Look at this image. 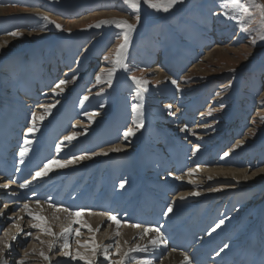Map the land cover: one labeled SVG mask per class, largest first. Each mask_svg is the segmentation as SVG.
Segmentation results:
<instances>
[{
  "label": "rangeland",
  "instance_id": "obj_1",
  "mask_svg": "<svg viewBox=\"0 0 264 264\" xmlns=\"http://www.w3.org/2000/svg\"><path fill=\"white\" fill-rule=\"evenodd\" d=\"M221 3L222 0H184L183 4H178L168 13L142 6L141 23L138 25L140 28L133 33L129 47L127 62L131 70L118 71L109 88L106 84L97 85L95 75L111 67L104 56L111 58L114 55L115 47L122 39L118 38L120 30L114 26L101 29H88L86 26L111 18L127 19L135 23L134 13L124 5L123 0H0V8L8 13H0V38L12 37L7 33L14 30L24 33L23 36L12 37L14 41L0 49V103L8 104L12 98H17L21 93L18 92L21 91L19 88L27 80H32L36 84V91L46 88L42 92L47 91V94L46 97L44 93L40 95L37 98L39 103L35 106L32 102L20 100L22 105H29V110L42 112L37 106L46 104L48 99H52L51 103L59 100L58 106H61L72 100V97L75 98V103L71 102L72 106H65L76 111L68 123L71 126L69 131L83 133L87 128V133L81 135L85 152L93 149L95 142L99 143L98 136L101 133L108 136L109 141L106 146L101 145L99 148L121 144L130 152L140 150V158L146 156L144 148H150L151 151L160 146L158 148L165 153L167 151L161 145L169 137L167 135L178 140L187 138L182 135L183 131L180 132L187 125L186 131L195 133L196 137V140L187 141L193 140L194 144H200L198 139L204 137L207 145H203L202 150L206 153L205 157L213 158L211 162L221 161L219 159L223 153L229 152L230 158L238 162L264 164V122L261 121V116H264V104L261 103L264 99V42L257 41L253 45L251 37L241 32L235 21L221 15L224 10L220 7ZM37 13L47 15L62 24L63 28H71L73 31H59L50 25L45 32H33L32 29L42 23ZM77 22L79 24L73 27V23ZM216 48L221 55L213 53L211 58L206 57L207 52L203 53L204 50L212 51ZM196 64L201 65L200 70H192ZM160 67L164 79L157 80L155 74ZM230 69H235V72ZM73 75H78V79L73 81ZM130 75L148 81V91L142 100L133 99L137 86ZM60 79L68 80V84L64 93L56 96L52 88ZM172 79L178 82L179 90L171 83ZM230 81L232 86L227 87ZM101 87L104 92L97 95ZM217 92L223 94L217 96ZM85 95L90 97L89 100L83 106H77L76 102L80 103V98ZM29 99L27 97L25 100ZM137 102L144 105V126L126 142L123 132L126 127L132 126L134 113L131 105ZM166 103L170 107L165 106ZM100 104L105 107L100 108ZM221 104L225 106L222 109ZM210 109L216 110L211 116L207 115ZM93 111L98 115L94 118L95 122L90 123L83 113ZM173 112L175 115H172ZM179 117L180 120H177ZM73 125H76V129H73ZM204 125L212 127L202 129ZM252 129H255V135L250 134ZM200 130L205 131L203 135ZM240 140H245V143L234 148ZM137 152L133 153L136 157L133 156L132 160L138 159ZM112 157L109 158V164L97 169L105 181L111 173L115 157L122 159L124 154ZM140 161L143 167L140 176L147 171L149 174L153 172L147 168L146 161ZM135 170H128V173H133L131 177L137 181L140 177ZM93 173L95 171L89 174V181L83 183L84 187L92 183ZM146 184L155 187L157 183L154 180ZM253 185L242 184L240 188L225 189L214 198L205 197V204L198 207L202 208L201 222L208 218L206 213L211 212L207 211L209 207L222 205V212L227 211L232 218L242 217L241 229L235 236V239H242L264 207V182ZM99 190L104 191L103 187ZM231 205L233 207L228 209ZM195 208L189 206L188 212L193 215ZM187 217L183 215L177 224L182 225V221H188ZM26 241L23 246L16 248L27 250L28 244L32 242L31 236ZM57 249L55 253L59 252ZM12 256L14 264H17L15 260L18 257L17 262L25 258L22 254ZM30 257L28 255L27 264H33Z\"/></svg>",
  "mask_w": 264,
  "mask_h": 264
},
{
  "label": "bare ground",
  "instance_id": "obj_2",
  "mask_svg": "<svg viewBox=\"0 0 264 264\" xmlns=\"http://www.w3.org/2000/svg\"><path fill=\"white\" fill-rule=\"evenodd\" d=\"M0 13L2 15L8 14L6 11H4L1 8H0ZM78 24H79V22L73 23L72 26L74 27ZM138 28H140V27L138 26L137 29ZM50 35H55V33H50ZM29 36H30V34H29ZM4 41H7L8 42L7 44H9V43L14 41V38L3 36L2 38H0V44H3ZM0 49H2V48H0ZM206 52L208 53L206 55V57L212 58L213 53L221 55L220 50L217 48L212 50V51H207V50L203 51V53H206ZM200 66H201L200 64H196L192 67V70H195V69L200 70ZM65 69H67V67ZM163 77H164V75L162 74L161 67L157 68L156 74H155V79H157V80L164 79ZM15 88H14V90H15ZM45 89L46 88H43V89L41 88L38 92V91H36V84L32 83V80L31 81L27 80V82L19 88V90H21V91H18V92H21V93H20V95L18 94V96H16L17 98H12L10 103H8V104L6 103L7 105L0 103V135H2L3 139L5 140V146L7 145L8 147H11L12 146L11 141H15V140L18 141V144L20 147L23 146V142L20 141V137H19L20 133L18 131H15V130H18L21 128H27V126L29 124L31 112L37 111V110L36 109L35 110H29L30 109L29 105H26V104L22 105V103H20V100L23 99L24 102H32L34 104L35 100L38 97H40V95H42L44 93V92H42V90H45ZM46 92L44 93V96H45V94H47ZM25 94H27V95L30 94L33 96H30V95L25 96ZM27 97L31 98V99L26 101L25 99ZM54 98H56V97H54ZM42 99H40V100H42ZM51 100L52 99H50V100L48 99L46 104H52L50 102ZM74 100H75V98L72 97V100H70L68 102L66 101L65 103H67L69 106H72L71 102H74ZM35 103H39V101L35 102ZM67 104H65V105L62 104L61 106H58V104H57L56 107L53 108L51 114H49L46 117V120H44L42 123H40L38 125L40 130L35 134L34 137L30 136V139L33 140V143L31 145V150L27 154L28 156H32L38 150L39 145H41L44 140H45L44 142H46L44 144V149L48 150L51 148V145H52V143L50 141L54 140L55 135L66 136L72 132V130L69 131V127L71 129V126L68 123H69V121L72 120V117L75 115L76 111L75 112L71 111L70 107L65 108V106ZM76 105L81 107V104L79 102H76ZM165 106H170V104L166 103ZM37 107H39V106H37ZM75 108H77V107H75ZM42 111H43V109H42ZM57 111H59V113H57ZM54 113H56V114H54ZM178 119L180 120V117L177 118V120ZM71 125H72V123H71ZM203 128H205V127L203 126L202 129ZM180 132H182V131H180ZM199 132H200V134L203 135V133L205 131L200 130ZM192 133L193 132H191V131H186V130L183 131L182 135L187 137V138H183V139H179V140L177 138H175L174 136H171L168 134L167 136H169V137L167 139L165 138V140L163 141V143L161 145V146L165 147V150L168 153L167 152L163 153V151L158 148L160 146L155 148V150H151V151H150V148H146V149L144 148L143 152L146 156L144 158H140V150H138V152L135 151V152H137V156H139L138 159H135V160H132L134 157H136L133 155V153L135 154V152L134 151L130 152V151L126 150V148H124L125 146L123 147L121 144H116V145H113L111 147L99 148L101 145L106 146V144H108L107 141H109L107 138L108 136H103L101 133H99V136H98L99 143L95 142L93 144L94 148L91 150H87L86 152H88V153L100 152L101 150H107L109 148L117 147V146L123 147L124 151L117 152V153L109 152L108 155H106V156L105 155H98V156L92 157L91 159L81 161L75 165H69L68 167H65V168H59L56 165H53L52 171H50L49 174L44 176L43 178L38 179V181L33 186H34L35 190H39L42 186H44L48 183H50L49 186L51 184H54V183L55 184L59 183L58 180L63 175L72 173V176L64 184V187L65 188H68V187H72V188L76 187L77 188L78 187V190H79L83 185V184H80L81 182H79V181H81V180L86 181L87 180V176H85V173L89 172L90 174H92V172L95 171V173H93V174H95L93 178L95 179L97 177L96 184H94V182H92L89 190L85 191L82 195H78V197L75 200L71 201V204L77 205L73 208L77 207V208L91 209L94 213L108 212V211L112 212L111 208H114L116 206H121V204H123L128 199V196L130 197L133 194H137V196H138L141 191L144 192L145 190H147V188H146L147 182L145 181L146 178L149 180L148 182L150 183L151 181H154L155 180L154 177L157 176L158 179L155 180V182L157 183L155 186H157V187L161 186L160 193L162 195H159L157 200L151 201V204L153 206V211H152V208H146L144 205L141 204L140 205V215H136V214L132 215V216L126 215L125 217H123L124 219L128 220L130 223L141 218L140 222H143L147 225H155V223H154V222H156L155 218L157 216H159L161 213V211H160L161 205H156L158 201H163V202H167V203H169L171 201V199H173L171 203H173V201H175V203L173 205L174 211L172 213H170L169 216L166 218H174L175 217L177 219L176 223L179 222V220L182 218L183 215L186 217L188 216L187 220H191V219L195 220L196 217L191 215L190 212H188V208H189V206H191V208H195L196 206L201 207L202 204H205V202H203L205 197H207L206 199L214 198V196H216L218 193H222V192L226 191L225 189L240 188V186L242 184L253 185V184H258V183L262 184V182H264V173L252 177L253 172H258L259 169L264 168V164H261L259 162L253 163V164H249L247 162L241 163L240 161L239 162L236 161L235 158H230V155L226 158H223V159H222V157H223L222 156L221 159H219L221 161L211 162V159H213V158L209 159V158L205 157L206 153L202 150V149H204L203 145H205V144L207 145L204 137L198 139L199 140L198 142L200 143L199 144L200 150L197 152V154L196 155L191 154L190 152L192 151L193 146L196 144L193 143V140L192 141L189 140V142L187 140L196 138L195 135H192ZM11 135H13V136L10 138ZM48 135H49L50 139L47 138V139L43 140V138L45 136H48ZM40 137L42 139H39ZM109 138H112V136H109ZM39 142H40V144L37 145V143H39ZM1 148H2V146H0V153H1L0 155H2L4 157L11 155L10 150L5 149V147H3L2 149ZM84 148H85V145H83L81 136H79L76 141L72 142V145H67L65 148H63V151L58 153L57 159L64 160V159H67L71 155H79V154L85 152ZM95 148H97V150H95ZM49 153L53 154L52 151ZM116 154H119V155L124 154V157H122V159H118L117 157H115L116 160H115V163L113 165V168L111 169V173H109L107 175V181H105V179H103L105 177L102 178L100 175L101 172L98 173L97 169H101L103 166H105V164L106 165L109 164L108 163L109 158H111L113 155H116ZM191 155H192V158L191 157L189 158V156H191ZM140 159H142V161H146V163H147L146 166H148L147 168L151 169V171H153L150 174H147L150 178L147 177L146 174H142L140 176V173L143 171V167L140 165L141 164ZM24 161H29V160L25 159ZM26 164L31 166V167H29V170H31V169L36 168L37 162H35V165L31 164L29 162H27ZM219 164H220V166H219ZM13 165L14 166L13 167L11 166L10 168L6 167L5 170H7V171L11 170L12 168L15 167V164H13ZM197 165L200 166L198 171H196L191 177H189L187 175V170L189 168H196ZM109 166L111 167V165H109ZM134 168H136V170ZM128 170H135V173L140 178L137 181L133 180L131 177L133 173L132 174L128 173ZM245 170H247V175L252 177L251 179H249L247 181H244L242 179L243 175L245 174ZM1 171H2V166L0 164V172ZM123 172H124V174H123V176H121ZM147 173H148V171H147ZM234 175H235L236 179L233 178ZM24 176L25 175H22V177H24ZM209 176L212 177L211 180L208 179ZM176 177H183V178L182 179H176ZM134 178H136V177H134ZM121 180L126 181L125 187L123 189L118 187ZM189 180L195 181L197 184L200 185V187H198V188L195 187L192 183H189ZM237 180H239V183H237ZM3 181H8V184H9V182H12L11 178H8V179L3 180ZM216 182L218 183V186L216 185ZM0 184H2V183H0ZM101 184L103 186H105L106 190L108 189L109 186L111 187V189H113V188L116 189L117 192L119 193V195H117V198L112 197L110 193L107 195L98 194V187ZM209 188L219 189V190L218 191H208ZM168 189H169V191H168ZM172 189H174V190H172ZM194 191H199L201 193V195H199V196L189 195L184 200L179 199V196L181 194L191 193ZM50 193L51 192H48L45 194L50 196ZM57 193L58 192H56L55 195H57ZM13 194H15V195H13ZM26 194H27V191H25V189H21L19 186L12 187L10 185V188H8V189L0 188V195L4 196L5 199L8 201V202H6L4 200V202H2L1 206H0V209H3V211H4V215L0 216V226H2L4 229H10V234H16L17 235V239L15 241H11L12 249L10 252L5 253V259H7L8 264H14L12 255L18 256V254H19V256H20L22 254L24 257L25 252H28L29 255H31L30 258L33 261V264H46V261H44L43 259L40 258L39 251L41 250V248H43L44 251L47 252L48 251L47 245L41 244L40 240L35 239V237L40 236V239L44 240V241L51 239V237L40 233L36 229H30L29 228L30 223H32L33 221H31V219L21 211V206L25 202H27L30 204V206L33 208L34 211L42 212L45 216H47L49 218L52 216L54 210L50 209L48 207V205L43 203L42 201H41V203L43 205V208L42 209L37 208L35 205L36 200L28 201L29 199H32V198L28 197ZM69 196L66 195L65 197L63 196V198L59 197L58 199L61 203H64L63 199L64 198L66 199ZM145 196H146V199L149 198L148 195H145ZM146 199L144 200V202H146ZM2 204H4V205L7 204L8 207L5 209L4 205L2 206ZM235 204H237V202ZM221 207H222V205L219 206V204L214 205L211 208L209 207L207 209V211H211V212L206 213V217H208V218H206V220H204L200 223V227L204 231L203 234L206 235L204 238V239H206L205 241L211 242V240L214 238H217V240L219 241L218 235L224 234L220 238L225 239V243L231 244V243H233V235L235 233H237L238 229L242 225H241V223L237 224L238 219L236 217L232 218V216H229L227 214V211L222 212ZM231 207H233V205H231L228 209H230ZM113 213H115V212H113ZM200 213L202 214V208H199V214ZM115 214H118V213H115ZM18 215H24L23 221H20L21 226L24 229V232H29V231L33 232V234L31 235V241L32 242L30 244H28L27 250H19L22 247H20L19 249H17L16 247L19 245L23 246L27 242L26 239L27 238L30 239V236H26L23 233H16V229L14 227L10 228V225L12 224V220L9 219V217L18 216ZM59 215L62 217V219L59 221H53L52 222L53 231H55V232H59L61 230V226L66 225L68 223L67 220L63 219V216H64L63 213H60ZM119 215H121V214H118V216ZM119 217H122V216H119ZM83 218L93 228H95L97 225H101L99 231L95 234L97 242L103 243V244L113 242L112 237L114 236V233H115V225L109 224V222L107 221V218L105 216L87 215L86 214ZM221 219H224L225 223L219 229H216L215 232H212L211 229L214 228L215 224L218 223L219 220H221ZM257 224H259V221L256 222V226L260 227L261 231L258 234L259 235L258 242L260 241V243H259L260 246H259V250L256 252V256H258L260 254V252L264 251V218H263V223H261L259 225H257ZM147 225H145V226H147ZM74 227H78V225H74ZM4 229L0 230V237L3 236ZM120 231H121L122 235L120 237H118V239H120L121 243H123L124 240H128L129 244L147 243L146 239L141 240L139 238V236L137 235V233H138L137 229H134V228L128 227L127 225L122 224ZM244 234H246V233H244ZM244 234H242V235H244ZM90 235L91 234L87 231L86 228H81V234L79 236V239H81L82 241L88 240ZM193 236H194V234L192 236H190L191 237L190 240L194 239ZM255 240H256V236L254 234V237H251L250 240H247V241L248 242H257ZM244 241L245 240H243V237H242L241 242H244ZM167 245L168 246H164L163 248L161 247V248L156 249L154 252H149V253H144V254H136V255L149 256L150 258H152L154 260V264H182L183 252H180L179 250L173 251L172 249L168 248V247H170L169 244H167ZM246 245H248V243ZM72 247H73V249L76 248L75 239L72 240ZM57 248H59V247H57ZM15 249H17V251L19 250V252H17ZM33 249H35V252H33ZM57 250H59L58 253H55L56 252L55 249L49 253L52 262H54L56 264L57 263L58 264H63V263L77 264V262L71 261L69 258L64 257L62 252L60 251V249H57ZM255 250H257V248L252 249V248L247 247V251H249V252H254ZM81 251H83V249H81ZM113 251H114V249H113ZM9 257H10V259L8 260ZM17 259L15 260L16 263H17ZM31 260L29 259V262ZM101 261H102V258H101ZM79 264H83V262H79ZM102 264H103V261H102ZM133 264H134V262H133Z\"/></svg>",
  "mask_w": 264,
  "mask_h": 264
},
{
  "label": "snow or ice",
  "instance_id": "obj_3",
  "mask_svg": "<svg viewBox=\"0 0 264 264\" xmlns=\"http://www.w3.org/2000/svg\"><path fill=\"white\" fill-rule=\"evenodd\" d=\"M124 5H127L132 12L134 13L135 23L130 22L127 19L122 18H111V19H102L96 21L94 23H90L86 26L88 29H101L105 26H114L115 28L120 30V37H122L121 42L116 45L114 55L110 58L108 55L104 56V60L107 61L111 67L107 69H102L100 72H97L95 75V81L97 85L106 84L109 88L112 87L114 78L118 71H130V67L128 64V56H129V47L132 42V35L137 30L138 25L141 23V7L146 6L149 9L155 10L157 12L168 13L171 9H173L178 4H183L184 0H123ZM220 7L224 9L221 13L224 17L229 20L235 21L240 28V31L243 33H247L251 37V43L253 45L257 44V41L264 42V0H222ZM40 16L42 23H39L36 28H33V32H45L48 30L49 26H53L56 30L71 33L73 30L71 28H63L62 24L57 22L56 20L50 19L47 15H43L37 13ZM83 30V29H82ZM12 37H20L23 36L24 33L19 30H14L7 33ZM7 41H4L3 44H0V48H3L7 45ZM231 72H235V69H230ZM78 79V75H73L72 80L75 81ZM130 79L137 86L136 96L133 99L139 98L143 99L144 93L148 91V81L138 78L135 76L130 77ZM173 85H176L177 90H179V84L175 79L171 80ZM68 84V80L60 79L56 82L55 86L52 88V93L56 96H60L65 91V86ZM231 81L227 85V87H231ZM104 92V88H100V92L97 95H100ZM222 92H217V96H221ZM89 96L85 95L80 98V104L83 106L84 102L89 100ZM60 101L57 100L52 104H41L39 107L43 109L42 112L32 111L29 124L24 132L23 146L20 148L19 157L20 163L23 164L24 157L31 150V145L33 140L30 139V136H35V134L40 130L38 125L42 123L46 117L51 114L53 108L59 104ZM261 103L264 104V99L261 100ZM100 108H104V104L99 105ZM143 103H133L131 105L132 111L134 113L132 119V126H128L125 128L123 132V138L127 142L130 137H134L136 132L144 126L143 119ZM170 107V106H169ZM224 104L220 105V108H224ZM216 111L215 109H210L207 115L211 116L212 112ZM83 115L88 118L90 123L95 122L94 118L98 115L97 112H84ZM172 115H175L173 112ZM204 115V114H202ZM261 121L264 122V116H261ZM255 123V122H254ZM73 128L76 125L72 126ZM187 125L181 129V131L187 130ZM206 128H211L212 125H204ZM87 128L84 129V132L73 131L68 135L62 137L59 143L56 144V152L59 153L63 151V147L67 144H72L73 141H76L79 136L86 134ZM251 135H255V129L250 130ZM195 135V133H192ZM245 143V140H240L234 148H239L241 145ZM200 150V145L196 144L192 148V154L196 155ZM124 151L123 147H112L107 150H101L100 152H83L79 155H71L67 159L59 160L56 157H52L47 159L42 167H39L33 174L32 179L24 180L23 183L19 184L21 189H27L32 181L37 179H41L44 176L48 175L50 171H52V166L56 165L59 168H65L69 165H75L81 161L91 159L92 157L98 155H108L109 152H121ZM229 152L223 153V158L229 156ZM199 165L196 168H189L187 170V175L191 177L196 171L199 169ZM19 170V169H18ZM264 173V168L259 169L258 172H253L252 177ZM171 175V174H170ZM249 175H247V170H245V174L242 179L247 181L251 179ZM183 177H176V179H182ZM236 179L235 175L233 176ZM209 180L212 179L211 176L208 177ZM189 183H192L195 187H200L193 180H189ZM239 183V180H237ZM126 181L121 180L119 183V188L123 189L125 187ZM0 188L8 189L10 188V184L4 183L0 184ZM219 189L209 188L208 191H218ZM15 195V194H13ZM33 196L36 195L35 192L32 193ZM199 196L201 193L199 191H194L191 193L181 194L179 196L180 200H184L187 196ZM48 205L50 209H53V214L49 218L45 216L42 212L34 211L29 203L25 202L21 206V211L26 214L32 223H30V229H36L40 233L51 237V239L44 241L40 239V236L35 237V239L40 240L41 244H46L48 251H44L43 248L39 251V256L44 261H48V264H52L51 257L49 253L59 247L64 257L69 258L71 261L83 262V264H154V260L146 255H136V254H144L149 252H154L156 249L165 246L168 241L165 234L161 231V227L156 225H141L139 223H130L128 220L123 217H119L118 214L113 212H99L94 213L91 209L85 208H70L65 207L62 204H57L53 202V198L49 196L47 200L44 202ZM173 203H169L167 205L166 210L163 212L165 217H168L170 213L174 211ZM35 205L37 208H43V205L39 199L35 201ZM8 207L7 204L4 205L6 209ZM63 213V219L67 220L68 223L66 225L61 226V230L59 232L53 231L52 222L59 221L62 217L59 215ZM100 215L105 216L109 224L115 225V233L112 237V243H99L96 239V233L99 231L101 225H97L93 228L90 224L86 222L83 218L85 215ZM4 215L3 209H0V216ZM127 214H125L126 216ZM12 220L11 227L16 229V233H23L26 236H31V231L24 232V229L21 226L20 221H23L24 215H18L9 217ZM225 223L224 219L219 220L218 223L215 224V227L211 229L212 232H215L216 229H219ZM127 225L128 227L134 228L138 230L137 235L141 240H147V243L140 244H129L128 240H124L121 243L120 237L122 235L120 229L121 226ZM74 225H78V227H74ZM81 228H86L87 231L91 234L88 240L82 241L79 239L81 234ZM17 239L16 234H10V229H4L3 236L0 237V264H8L5 259V253L10 252L12 249L11 241H15ZM75 239L76 248L72 247V240ZM62 241V243H61ZM127 245V246H126ZM230 247L229 244L225 243L222 247L219 248L218 251L215 252V256L219 257L226 249ZM83 249V251H81ZM114 249V251H113ZM175 251V249H173ZM35 252V249H33ZM29 253L25 252L24 259H21L17 262V264H27V257ZM115 257V258H114ZM102 258V261H101ZM182 264H192V259L187 253H183V262Z\"/></svg>",
  "mask_w": 264,
  "mask_h": 264
}]
</instances>
